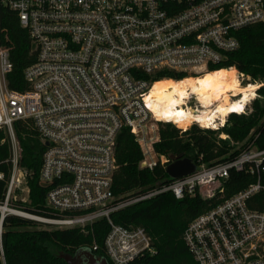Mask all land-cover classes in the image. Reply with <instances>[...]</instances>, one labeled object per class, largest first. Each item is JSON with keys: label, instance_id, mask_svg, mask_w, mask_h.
Instances as JSON below:
<instances>
[{"label": "built area", "instance_id": "1", "mask_svg": "<svg viewBox=\"0 0 264 264\" xmlns=\"http://www.w3.org/2000/svg\"><path fill=\"white\" fill-rule=\"evenodd\" d=\"M2 8L17 14L36 51L21 82L14 74L22 87H12V44L0 25V129L10 136L12 171L3 205L22 183L27 186L15 134V122L23 120L46 146L40 179L48 186L51 214L7 207L1 218L20 214L47 228L83 231L105 218L107 254L114 264H128L153 251L151 237L143 226L116 223L113 213L165 191L213 197L232 169L244 170L255 179L192 218L183 239L196 264H264V148L253 141L233 147L238 152L230 159L202 164L155 188L132 194L114 189L123 129L141 147V166L167 160L154 149L166 120L152 108V76L162 70L196 76L221 62L238 48V30L264 21V0H0V18ZM192 96L199 101L190 92L184 107L194 108ZM251 99L241 112L252 108ZM219 136L236 144L228 134Z\"/></svg>", "mask_w": 264, "mask_h": 264}, {"label": "trees", "instance_id": "2", "mask_svg": "<svg viewBox=\"0 0 264 264\" xmlns=\"http://www.w3.org/2000/svg\"><path fill=\"white\" fill-rule=\"evenodd\" d=\"M0 25L12 44L10 56L14 70L10 85L21 88L22 85L14 81V74L21 82L23 69L35 61L36 51L27 29L21 26L14 11L2 8ZM237 36L238 48L227 52L221 62L211 64L209 70L237 69L249 76L251 82L264 81V21L241 28ZM189 75L185 71L162 70L152 78L155 81L163 78L179 80ZM257 93L260 96L253 100L251 113L232 112L225 124L216 129L193 124L182 130L173 122H161L160 137L154 143V149L158 155L167 158L163 164L141 166L144 158L141 147L133 133L123 129L117 142L119 168L114 176L115 192L138 193L168 183L173 178L166 167L176 158L188 157L196 166L212 165L232 158L238 151H232L233 145L228 138L219 137L222 132L228 134L231 140L243 142L242 147L253 141L257 147L264 148V85L258 88ZM15 134L21 146L19 166L28 186V197L25 201L11 197L8 205L31 213L51 214L45 199L48 186L40 179L46 146L37 131L23 120L15 122ZM10 154L9 133L0 129V173L4 175L0 178V204L5 201L12 172ZM254 179L244 170L232 169L223 183L222 193L218 192L216 196L205 198L196 194L178 198L172 191H165L113 213L116 223L143 226L151 237L153 251L139 255L128 264H196L183 239L189 221ZM261 201L260 198V204ZM109 228L105 218L95 221L83 231L78 226L47 228L37 220L6 214L0 233V264H71L62 254L75 255L81 249H90L95 255L105 257L108 264H114L105 248Z\"/></svg>", "mask_w": 264, "mask_h": 264}, {"label": "bare ground", "instance_id": "3", "mask_svg": "<svg viewBox=\"0 0 264 264\" xmlns=\"http://www.w3.org/2000/svg\"><path fill=\"white\" fill-rule=\"evenodd\" d=\"M237 69L221 68L207 70L200 75H189L182 79L163 78L154 82L151 95L152 108L166 121L174 120L179 127L187 129L192 121L205 126L224 123L229 112H241L245 103L257 94L261 84L251 81L242 84ZM196 93L198 108L184 107L189 93ZM239 95L240 99H232ZM2 210L7 208L5 205Z\"/></svg>", "mask_w": 264, "mask_h": 264}, {"label": "water", "instance_id": "4", "mask_svg": "<svg viewBox=\"0 0 264 264\" xmlns=\"http://www.w3.org/2000/svg\"><path fill=\"white\" fill-rule=\"evenodd\" d=\"M196 167V164L188 157L176 158L167 165L166 171L172 178H178L194 172ZM3 218L0 220V233ZM62 256L71 264H108L105 257L95 255L90 249H81L75 255L62 254Z\"/></svg>", "mask_w": 264, "mask_h": 264}, {"label": "rangeland", "instance_id": "5", "mask_svg": "<svg viewBox=\"0 0 264 264\" xmlns=\"http://www.w3.org/2000/svg\"><path fill=\"white\" fill-rule=\"evenodd\" d=\"M191 75H194V74H191ZM245 76V75H244ZM245 79H244V83H242L243 85L244 84H246V82H248V81H250V77L249 76H245L244 77ZM264 82V81H263ZM263 82L261 81V80H257L256 82H254V83H258V84H261V85H264L263 84ZM260 96V95H259ZM259 96H257V97H259ZM253 100L254 99H251V101L249 102V105H251V106H253ZM191 103H192V105H194V108H198L199 106H200V103H199V101H197V99L195 98V96H192V101H191ZM248 107H250V106H248ZM253 110V107L251 108H248V110H247V113H245V114H249V113H251V111ZM241 113H244V112H241ZM228 117H229V115L228 116H226V121H227V119H228ZM161 124V123H160ZM160 124H159V127H160ZM193 124H197L198 126H200L198 123H196V122H193V123H191V124H189V126L188 127H191ZM177 127H179L177 124H175ZM187 127V128H188ZM201 127V126H200ZM179 128H181V127H179ZM204 128H213V129H216V128H214V127H212V126H208V127H204ZM182 130H184V128H181ZM223 133V132H222ZM219 134H221V133H219ZM220 137V136H219ZM235 145H233V147H236V146H239V145H242V143L243 142H236L235 141ZM22 178V177H21ZM15 195H13L12 197L14 198V199H25V198H27V186L24 184V183H22L21 184V186L19 187V188H17V190L15 191ZM0 206H4L3 204H0ZM7 207H9V208H13L12 206H10V205H7ZM19 210V209H18ZM0 212H1V207H0ZM16 215H20V214H16ZM22 216V215H21Z\"/></svg>", "mask_w": 264, "mask_h": 264}]
</instances>
